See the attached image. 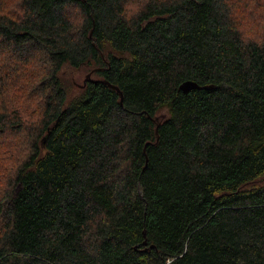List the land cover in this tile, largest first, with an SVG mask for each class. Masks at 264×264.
Wrapping results in <instances>:
<instances>
[{"label":"trees","instance_id":"1","mask_svg":"<svg viewBox=\"0 0 264 264\" xmlns=\"http://www.w3.org/2000/svg\"><path fill=\"white\" fill-rule=\"evenodd\" d=\"M0 264H264V0H0Z\"/></svg>","mask_w":264,"mask_h":264},{"label":"water","instance_id":"2","mask_svg":"<svg viewBox=\"0 0 264 264\" xmlns=\"http://www.w3.org/2000/svg\"><path fill=\"white\" fill-rule=\"evenodd\" d=\"M87 79H91V78H90V73H88V74L86 75L85 79L83 80V84H85V82H86ZM102 81H103V82H106V81H104V80H102ZM107 83H108V82H107ZM83 84H82V85H83ZM108 84H109V86L115 88V89L119 92V95H120V97H121V92L118 90V88H117L116 86L110 84V83H108ZM180 88H181L183 91L186 92L187 90H189V89H191V88H196V89H209V88H212V86H211V85H199V84H197V83L194 82V81H187V82L182 83V84L180 85ZM120 103H121V100H120ZM144 243H145V241H144Z\"/></svg>","mask_w":264,"mask_h":264},{"label":"rangeland","instance_id":"3","mask_svg":"<svg viewBox=\"0 0 264 264\" xmlns=\"http://www.w3.org/2000/svg\"><path fill=\"white\" fill-rule=\"evenodd\" d=\"M75 74H76L78 80H79L80 78H82V74H81V72H76Z\"/></svg>","mask_w":264,"mask_h":264}]
</instances>
